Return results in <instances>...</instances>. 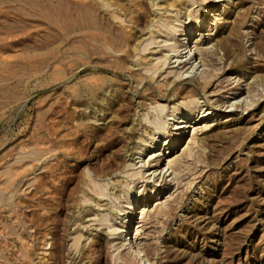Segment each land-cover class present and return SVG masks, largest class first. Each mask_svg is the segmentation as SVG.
<instances>
[{
	"label": "rangeland",
	"instance_id": "374dc122",
	"mask_svg": "<svg viewBox=\"0 0 264 264\" xmlns=\"http://www.w3.org/2000/svg\"><path fill=\"white\" fill-rule=\"evenodd\" d=\"M182 1L0 0V264H264V0Z\"/></svg>",
	"mask_w": 264,
	"mask_h": 264
},
{
	"label": "bare ground",
	"instance_id": "6f19581e",
	"mask_svg": "<svg viewBox=\"0 0 264 264\" xmlns=\"http://www.w3.org/2000/svg\"><path fill=\"white\" fill-rule=\"evenodd\" d=\"M166 3V2H165ZM153 4V3H152ZM183 4V1L182 0H169V2L167 3V6H169V8L171 7V8H173V10H176V12H177V7L176 6H179V5H182ZM188 5V4H187ZM186 5V6H187ZM154 6H155V4H154ZM158 6V5H157ZM185 5H183V7H184ZM151 7V6H150ZM182 7V8H183ZM180 8V7H179ZM184 8H186V7H184ZM162 9V8H161ZM179 10V9H178ZM182 10V9H181ZM159 10H157V11H154V14H153V16H152V24H151V27H156V23H160V21H161V19L162 18H164L165 19V17H162V14H164L163 12H161V10L158 12ZM168 11V10H167ZM166 11V12H167ZM174 12V11H173ZM184 13V12H183ZM167 16V15H166ZM169 18V17H168ZM162 22V21H161ZM169 22V21H168ZM155 23V24H154ZM164 23H165V20H164ZM171 23V22H170ZM204 23V19L201 21V24L199 23V27L202 25ZM162 24H163V22H162ZM161 26H163V25H161ZM148 28H150V27H148ZM151 29V28H150ZM199 30V29H198ZM158 38H159V35L158 34H154V31L153 30H149L148 31V35H147V38H142V37H139V38H132V36L131 35H128V36H126V43L128 44V47H127V50H125V52H126V55L127 56H129V53L131 54V53H133V54H135V56H137V58L135 59V60H132V67L133 68H137V70H139L140 68H141V66L143 65V66H145V65H147L148 66V68H146V69H144L146 72L147 71H151V73L153 72V74H156L157 76H159L161 73H162V69H160L161 67H159L158 66V64H156L157 62H159L158 61V59L160 60V62H161V60H162V63L161 64H163L162 66H165L166 64H169L170 63V61L172 60V59H175L173 62H171V63H173V64H175L176 66H180L181 65V68H180V70H179V72L177 73V76H176V78L175 79H178V78H180V77H182L184 74H193L198 68H196V65L195 64H190L189 65V67L187 68V69H185L184 67L186 66V65H188L189 63H190V61H191V57H190V54H189V52H191V50L193 49V48H191V49H189L186 53H183L182 54V52L181 51H178V50H176V47H174V46H170V45H165L166 44V41L164 40V41H157L158 40ZM134 40H136V44H134V46H132L131 45V47H130V44L131 43H133V41ZM163 44V45H162ZM162 47H169L170 49H171V51H173V53H174V55L172 56V55H160L157 59H152V57H154L155 55H157L158 53H160L161 51H162ZM200 50V49H199ZM202 50V49H201ZM195 53H193L192 55H194ZM202 57V56H201ZM183 59H185V60H183ZM157 60V61H156ZM154 61H156V62H154ZM153 63H155V64H153ZM143 69V68H142ZM141 69V70H142ZM182 69V70H181ZM183 69H185L184 71H183ZM174 79V80H175ZM236 104V103H235ZM233 105H231V107H232ZM162 111V110H161ZM210 114H212V112L211 113H206V115H210ZM213 116H217V113L216 114H213ZM159 119V118H158ZM184 119H186L185 117H180V119L178 120V121H176L175 123L177 124V126L175 127V129L174 130H180V129H183V128H185V126H183V125H181V124H184V123H186V120H184ZM155 120V119H154ZM198 122V121H197ZM154 123L155 124H157L158 125V121L156 120V121H154ZM163 127V126H162ZM161 126L160 127H157L155 130V134H159V133H161L160 132V129L162 128ZM154 134V135H155ZM153 135V134H152ZM167 139L168 138H166L165 140L167 141ZM154 140V138H152L150 141L152 142ZM168 144H170V141H169V143H164V145H168ZM150 145H153V143H151ZM150 148H152L153 149V147L152 146H150ZM140 152H144V149H140ZM127 156V155H126ZM186 157V156H185ZM181 159H178V160H171V159H168L167 161H166V164L167 165H170L169 167H168V170L167 171H169V169H172V166L173 165H176L177 164V161H180ZM166 171V172H167ZM179 171H181V170H179ZM156 171L154 170V171H152V172H150L149 173V177L148 178H150L151 179V181H154V180H156V177H157V174L155 173ZM175 172V171H174ZM174 172H171L168 176H170V175H172L173 174V178H174V180L176 179V177H177V174L178 173H174ZM165 174V173H164ZM119 176L120 175H116L115 176V180H114V182L111 184L112 186H111V190H114V188H115V184H116V182H119V180L117 179V178H119ZM116 181V182H115ZM116 189V188H115ZM99 196H102V194H99ZM99 201V202H98ZM101 201V199L99 198V199H97V203L99 204V203H101L100 202ZM100 205V204H99ZM101 206V205H100ZM132 204L130 203L129 204V209H133L132 208ZM158 212H163V211H158ZM89 221H93V220H91V219H89ZM88 221V222H89ZM91 225H93V224H91ZM94 228V227H93ZM137 254H140V252H138L137 251Z\"/></svg>",
	"mask_w": 264,
	"mask_h": 264
}]
</instances>
